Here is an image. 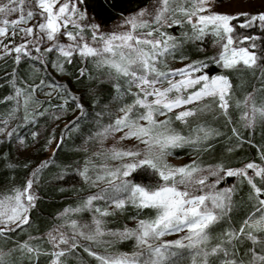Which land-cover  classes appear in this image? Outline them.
Instances as JSON below:
<instances>
[{
	"label": "snow or ice",
	"instance_id": "1",
	"mask_svg": "<svg viewBox=\"0 0 264 264\" xmlns=\"http://www.w3.org/2000/svg\"><path fill=\"white\" fill-rule=\"evenodd\" d=\"M208 4L209 0H154L152 11L141 10L123 22L121 27L127 26V31L105 34L99 31V25L80 23L86 16L78 10L77 0H0V38L11 36L13 40L9 43H13L19 34L22 39L14 47L0 40V51L5 55L15 53L16 64H19L22 56L43 64L45 54L58 53L54 67L62 73L65 64L72 63V57L76 55L85 60L92 58L97 67H107L116 76L128 78L132 103L122 106L119 109L122 115L98 135L107 138L114 133H122L120 140H135L143 145L142 149L134 146L135 150L116 147L108 150L111 160L123 161L128 158V162L114 168L105 166L93 183L103 181L107 187L89 196L81 207L66 209L62 214L63 223L48 232V242L57 249L52 253L56 258L52 264H61V257L79 247L78 238L108 245L117 240L135 241L139 250L131 254L99 255L90 246H85L84 251L99 264H179L184 255L188 257V264H216L213 258L219 259V264H264V235H260L264 234V188L255 183L256 177L264 182V165L249 162L242 168L231 169L222 164L202 167L195 160L181 166L168 162L172 149L190 146L194 150H201L198 146L204 145L206 150V142L219 134L196 123L194 127L189 126V133L184 135L172 127L169 113L175 112L174 119L188 126L189 118L213 111L215 106L230 119L228 109L232 83L225 75L210 76L207 69L211 65L224 69L259 67L261 79L264 80V65L258 64L256 53L249 50L256 47V38L244 36L239 41L234 40L230 21L235 17L226 14L205 15L203 13L210 11ZM14 14L16 19H8ZM257 20L264 22V13L249 16L240 27H252ZM31 21H35L31 27H20ZM184 23L191 26L192 35L188 38L193 40L202 39L205 30L210 28L211 34L218 37L216 43L220 51L210 60L195 61L182 69L162 71L159 67L164 62L162 58L171 55L178 43L175 37L161 29ZM86 29L91 31L90 38L85 35ZM61 37L70 43L62 42ZM237 42L250 43L249 47H233ZM33 52L40 55L34 56ZM83 74L84 70L80 69V75ZM165 84L167 87H164ZM12 86L15 94L5 99L27 106L31 93L25 96L24 89L16 88L15 83ZM29 87L32 92L42 87L67 91L64 85L55 81L45 85L41 80L39 85ZM261 90L264 91V88ZM45 95L51 96L52 91ZM69 98L76 99L72 96ZM205 100L209 102L202 104ZM243 103L247 109L241 115L245 127H252L257 118L264 120V104L257 106L252 94L246 96ZM76 106L83 108L80 104ZM16 111L13 109L9 117L14 119ZM4 132L5 129L0 128V133ZM14 132L15 129L7 135L11 136ZM233 134L239 138L236 129H233ZM261 158L264 160V154H261ZM139 169L153 173L158 178L156 185L148 187L130 180L129 177ZM249 170H252L251 176ZM37 175L38 172L32 173L33 178ZM81 175L86 180L91 179L87 167ZM227 177L247 181L256 200V208L239 228L229 227L214 236L211 229L225 221L232 211L235 188L218 187ZM33 183L34 179H29L23 188L0 193V236L29 223L28 213L35 207L36 200ZM95 201H105L115 209H123L127 203H131L137 209H152L155 215L150 219H139L135 228L105 230L103 218L111 213L94 207ZM82 210L94 213L91 224L80 225L70 218L72 213ZM256 213L260 215L257 217ZM65 228L71 230V235L64 231ZM179 233H184L179 239H163ZM106 236L112 239L104 240ZM213 239L216 240L214 244L211 243ZM241 240L250 242L251 247L238 258L236 245ZM61 245L65 247L61 248ZM20 248L30 254H40L38 248L27 242ZM5 256L0 251V264H7Z\"/></svg>",
	"mask_w": 264,
	"mask_h": 264
},
{
	"label": "trees",
	"instance_id": "2",
	"mask_svg": "<svg viewBox=\"0 0 264 264\" xmlns=\"http://www.w3.org/2000/svg\"><path fill=\"white\" fill-rule=\"evenodd\" d=\"M154 0H82L81 7L87 11L102 26H110L123 16L134 14L147 6ZM237 24V23H236ZM174 25L169 29L163 28L176 38L178 47L170 55L176 61L189 59L191 61L210 60L207 54V41H215L214 38L202 37L200 40L189 39L192 35L188 29V24ZM240 27V24H238ZM185 29L186 35L179 31ZM244 31L250 32V36L255 37L256 47L253 49L260 58L264 57V25L256 21L252 27H242ZM250 42H247L249 46ZM17 44L14 41L12 45ZM252 49V48H250ZM14 55H6L0 58V126L14 123L15 132L13 135L4 138L0 142V189L17 186L23 188L29 179H34L32 173L38 172L35 177L36 183L33 192L36 195L35 207L29 210V223L17 228L14 232H8L0 236V251L6 254L7 264H52L56 258L52 255L53 245L47 240V234L55 226L63 223L62 214L66 209L79 208L82 202L97 190L92 183L93 174L98 167L100 158L97 155H106L103 147L99 149L102 139L98 133L113 123L121 115L119 109L127 104H131L133 97L128 93L127 77L116 76L107 67L98 68L91 59L73 57L72 63L66 64V79L62 83L67 91L61 89H50L48 87L37 88L32 92L30 85H39L41 80L45 85L52 81H57L54 76L52 59L41 64L30 57H21L19 64L14 62ZM34 56L40 53L33 52ZM264 65V59H261ZM80 69L84 74L80 75ZM208 74L225 75L232 83V99L226 118L217 109L208 116L191 123L194 127L196 123L219 133L213 135L206 144L198 146L201 150H194L190 146L173 149L172 154L177 159L200 157L205 167L209 165L222 164L225 168L239 169L249 162L264 165L261 154H264V120L257 118L252 127H245L241 115L246 111L244 99L252 94L257 106L264 104V80L261 79L260 68L237 67L234 69H223L218 65H211ZM13 83L16 88L24 89L25 96L31 93V98L27 106L17 105L15 100H6L8 96L15 94ZM117 85L119 88H117ZM48 91H56L54 96L45 95ZM135 91V89H132ZM69 96L76 99H70ZM67 101V103L65 102ZM83 104L82 109H77V103ZM31 106L30 110H27ZM63 106V107H61ZM17 109L15 118L9 117V113ZM58 109L68 112L65 127H59L50 132L51 124L54 120V113ZM74 114L76 116L74 117ZM174 118V116H171ZM7 123V124H8ZM74 128V129H73ZM233 129L239 133V138L233 134ZM40 137L37 143L36 153L40 156L46 155V149L54 139L63 138L61 144L54 154L48 158L47 163L37 164L36 160H26L15 166H9L8 161L13 152L14 146L19 140H24L27 145H33L36 137ZM97 151V152H96ZM90 161L96 163L89 167ZM41 165H44L41 167ZM88 168L86 180L81 172ZM252 170H249L251 176ZM131 178L134 182L155 181L158 179L150 171L134 173ZM71 183V184H70ZM258 187L264 188V182L259 177L255 178ZM219 188L234 187L235 192L232 200V211L214 226L211 231L214 236H218L221 231L235 227L239 228L243 221L255 211L256 200L252 196L251 186L243 178L227 177L222 180ZM264 198V197H262ZM105 201H96L95 207L102 211L107 210L111 214L104 217L105 224L112 231L123 230L134 219H150L155 212L152 209H137L131 203H127L123 209L112 208ZM91 210H84L79 214L90 219ZM260 213H256L258 217ZM79 217V216H77ZM264 235V234H260ZM25 242L38 248L40 254L34 255L22 251L20 246ZM212 244L216 240L211 241ZM89 241L80 242V246L61 257V264H99L92 256L84 251L85 246H90L95 252L102 255V245ZM65 247L61 245V248ZM251 247L250 242L241 240L236 245L237 257H242L245 251ZM134 248V240L115 241L109 248L113 253H131ZM216 264L219 259L213 258ZM246 259V257H245ZM179 264H188V257L179 261Z\"/></svg>",
	"mask_w": 264,
	"mask_h": 264
},
{
	"label": "rangeland",
	"instance_id": "3",
	"mask_svg": "<svg viewBox=\"0 0 264 264\" xmlns=\"http://www.w3.org/2000/svg\"><path fill=\"white\" fill-rule=\"evenodd\" d=\"M61 2H63V0H61ZM153 3H154V1L149 6H147L144 9H148L149 11H152ZM77 7H78V10L80 12H82V13H85V16H86V18L84 20L80 21L81 24H83V25H88V24L99 25V31L102 32V33H105V34H109V33H112V32H124V31H127L128 30L127 26L121 27V25H123V22L127 18H129L131 16H134L138 12L141 11L140 10V11H138V12H136L134 14L128 15V16H123L119 20H117L115 23L111 24L110 26H102L97 20H95L87 11H85L81 7L80 0H77ZM208 8L210 9V11L205 12L203 14H205V15H208V14H226V15L235 17L232 21H230V25L234 29V31H233V33L231 35L233 36L234 40L239 41V39H241L244 36H250L251 33L241 29L242 27H239L238 24L241 25V23H245L249 16H255L257 14L264 13V0H209ZM144 9H142V10H144ZM243 14H247V16H245ZM16 18L17 17H16L15 14L10 16V17H8V19H10V20L11 19H16ZM145 18H149V17H145ZM176 18L183 19V17H176ZM257 21H259V20H257ZM33 23H35V21H31L28 24H22V25H20V27H31ZM259 23L262 26L264 25V22L259 21ZM184 24L187 25V23H184ZM184 24H177V25H184ZM187 27L192 32L191 26L188 25ZM164 28L169 29V27H166V26ZM70 30L75 31V29H70ZM161 30L164 31V32H167L164 29H161ZM140 31H145V30L141 29ZM180 33H182L183 35H186L187 31L185 29H182V30L179 31V34ZM172 34H175V32L169 31L168 35L172 36ZM85 35H86V37L90 38L91 31L86 29ZM203 37L214 38V40H215V41L209 40L204 45V47H207V54L210 56V58H212L215 55H217L219 53V51H220V47L216 43V40L218 39V37H216L215 35L211 34L210 28L205 30V35ZM0 40H3V43L4 44H8L9 47H14L15 45H18V44H20L22 42L21 35H19V34L14 38V41L17 42V44H15V45H12L14 42L13 43H9L10 40H13V38L11 36L6 37V38H0ZM61 41L65 42V43H70V41H66L63 37H61ZM233 47H249V46L247 45V42L242 43V44L237 42V43H235L233 45ZM249 50L250 51H254L256 53V55L258 57V64H260V62H261L260 55L253 49L249 48ZM42 52H43V47H42ZM58 55H59L58 53L45 54V58L44 59L46 61L50 60V58L52 59L49 62L52 64L51 65L52 66L51 70H53L55 72L54 76L57 78L56 83L57 84H62L65 81L66 75H67L66 74V64H65L64 72L61 73V72L57 71V69L54 67V64H55V62L57 60ZM4 56H6V55L3 54L2 51H0V58H2ZM74 56L75 57H79V56H76V55H74ZM73 57H72V60H73ZM79 58H81V57H79ZM89 59H91L95 63V65L97 66V63H96L95 60H93L92 58H89ZM162 59H163L164 62L159 65L160 70H162V71H171V70H176V69H182V68L185 67V65H188V64H191V63L194 62V61H191L189 59H184L182 61H176L173 58H171L170 55H167V56L163 57ZM237 67H244V66H237ZM98 68H100V67H98ZM256 68H258V67H256ZM225 70H227V69H225ZM164 87H167V84H165ZM56 93H57L56 91H53L51 96H54ZM231 99H232V94H231L230 100ZM22 100H23V97L21 98V101ZM208 102H209L208 100H205V101H202L201 103L203 104V103H208ZM22 104L23 103L21 102V106H22ZM77 104H80V105L83 106V104L80 103V102H78ZM23 107H25L24 104H23ZM188 107H195V105H189ZM30 109H31V106H29V108L27 110H30ZM77 109L79 110L81 108L77 107ZM216 109L217 108H215V106H213V111H210V112L206 111V112H204L202 114H198L197 117L189 118V125L188 126H185L180 121H176L174 118H172V127H174L177 130L181 131L184 135H187L189 133V126L191 125L192 122H194L196 120H200V119L204 118L205 116L210 115ZM217 110L220 111L219 109H217ZM176 111H179V110H176ZM68 115L69 114H68L67 111H64L63 109H58V111H56L54 113V120H53V122L51 124V128H50L49 134L51 132H53L54 130H56L57 128H59L60 126L61 127H65L67 122L70 120V118H68ZM121 115H122V113H121ZM75 116H76V114H74V117ZM169 116L170 117L171 116H175V112L169 113ZM158 119H164V117H158ZM14 126H15L14 123H10V124L8 123V124H6L4 126H0V128H4L5 129L4 133H0V142H1L2 139L8 137L7 133L8 132H12ZM121 135H122V133H114L113 135H110L107 138H103L102 139V143L99 145V149L101 147H103L104 150H106L107 154L106 155H97L100 158V162L97 164L99 166L98 167L99 169H97L93 173L95 175L92 178V183L95 180L97 174L102 172V170L104 169L105 166H107L108 168H114V167L118 166L119 164L128 162V158H126L123 161L111 160L109 158L110 157V153L108 151L109 149H111L112 147H116L117 149H132V150H135L134 146H138L140 149L143 148V145H139L138 142L135 141V140H120L119 137ZM62 139L63 138L52 140L51 143H50V147L46 149V155H44L43 157L36 153V151H37V143L40 140V137L37 136L35 138V142H34L33 145H31V144L27 145L24 142V140H19L16 143V145L14 146L13 152H12V154L10 156V160L8 161V163H9L8 165L12 167V166L18 165L20 163H23L26 160H36L37 164L45 163L48 160V158L51 157L52 154H54L56 149L59 147V145L63 141ZM171 151H173V149ZM193 160H195L202 167H205V165L203 163V160L200 159V157L199 158L198 157H192V158L177 159V158H175L173 156V154L170 157H168V162L170 164L174 165V166H181V165L189 164ZM95 164L96 163H93V161H90L89 167L92 166V165H95ZM146 171L147 170H145V169H139V170H137L134 173H137V172L140 173V172H146ZM129 179L134 182V180L131 177H129ZM156 182H157V179L154 182L151 181L150 183L143 182V181L142 182H134V183H138V184H141V185H144V186H148V187H153V186L156 185ZM35 183H36V179L34 178L33 187H34ZM106 187H107V184H106V182H103V181L94 184V188L97 191L96 192H92L91 195H94V194L100 192V190L102 188H106ZM13 188H18V187L15 186V187H12L10 189H8V188L0 189V193L9 192ZM95 202H94V207H95ZM108 207H109V210L114 208L111 205H109ZM81 212H82V214H84V210H82L80 212L72 213L70 215V218L72 220H76L80 225L91 224L93 216H94V213H92V216H90V219H87V217H85V215L84 216L82 215V217L79 215ZM77 216H79V217H77ZM138 220L139 219L132 220L126 227L135 228ZM105 230H111V228H109V226H107L105 224ZM64 231H66L69 235H71V230L70 229L65 228ZM183 235H184V233L173 234V235H170V236H166L163 239L164 240H169V241L170 240H176V239H179ZM103 239L104 240H110L112 238L106 236ZM78 241H79V244H80V242L81 243H85V241L82 238H78ZM120 241H126V240H117V242H120ZM109 247H110V245L103 244L101 250L100 249H98V250L101 251L102 253H104L102 255L113 253V250L107 249ZM138 250L139 249L136 248V244H135V241H134V248H133L132 252L138 251ZM120 253H125V252H120ZM131 253H129V254H131Z\"/></svg>",
	"mask_w": 264,
	"mask_h": 264
}]
</instances>
